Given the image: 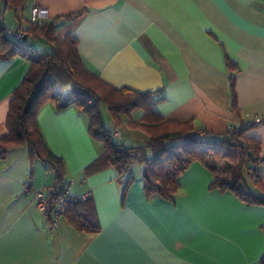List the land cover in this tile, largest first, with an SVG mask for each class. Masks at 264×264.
Masks as SVG:
<instances>
[{
    "label": "crops",
    "instance_id": "obj_1",
    "mask_svg": "<svg viewBox=\"0 0 264 264\" xmlns=\"http://www.w3.org/2000/svg\"><path fill=\"white\" fill-rule=\"evenodd\" d=\"M24 1L4 9L8 35L28 26L29 4L47 8L44 22H56L57 36L77 39L89 71L117 88L153 92L158 115L191 122L208 141L264 113V0ZM28 68L24 56L0 58V136L7 133L9 99ZM119 118L148 138L127 125L128 117ZM36 123L46 147L63 160L71 195L92 197L100 229L78 231L65 216L50 228L25 188L51 185L55 173L39 159L46 166L30 163L27 147L11 150L0 160V264H256L264 255V204L211 189L213 174L202 162L179 176L173 199L146 197L142 171L91 167L103 145L75 106L46 103ZM246 133L259 141L264 160V123ZM258 178L264 185V163Z\"/></svg>",
    "mask_w": 264,
    "mask_h": 264
},
{
    "label": "trees",
    "instance_id": "obj_2",
    "mask_svg": "<svg viewBox=\"0 0 264 264\" xmlns=\"http://www.w3.org/2000/svg\"><path fill=\"white\" fill-rule=\"evenodd\" d=\"M9 2H13L15 8L23 4V0H3V6H0V58L24 56L29 61V68L9 99L5 118L7 133L0 136V160L5 159L9 151L25 146L30 163L34 159L45 162L53 169L55 182H67L64 180L63 160L46 147L36 116L46 103L53 104L58 110L73 105L86 116L91 138L103 145V153L91 167L97 170L102 165H110L120 173H127L134 163H142L146 197L173 199L180 185L179 176L192 162L200 161L213 174L211 189L232 191L248 204H264V185L258 178L261 170L255 174L250 172L263 160L259 141L246 133L251 127L241 123L230 128L219 140L208 141L196 132L191 122L164 119L153 110V92L117 88L89 71L79 55L77 39L72 34L57 36L55 21L40 25L29 22L20 30V38H16L17 30L14 36L8 35L3 14ZM34 41L44 42L48 48L38 51L32 46ZM229 91L234 105L233 76L229 79ZM101 105L106 107L116 124L120 122L119 116L125 115L129 118L127 125L143 131L148 138L141 145L127 146L114 141L118 138L112 137V130L104 125ZM135 109L142 111L136 121L131 118ZM219 160L227 162L225 178L218 175ZM244 172L259 193L249 189ZM133 180V175L128 176L126 185ZM64 216L78 231L96 233L100 229L90 195L70 201ZM256 264H264V255Z\"/></svg>",
    "mask_w": 264,
    "mask_h": 264
},
{
    "label": "built area",
    "instance_id": "obj_3",
    "mask_svg": "<svg viewBox=\"0 0 264 264\" xmlns=\"http://www.w3.org/2000/svg\"><path fill=\"white\" fill-rule=\"evenodd\" d=\"M28 2L25 0L24 4ZM1 4V0H0ZM28 19L32 23L44 22L49 17V10L45 7H41L37 4L28 5ZM22 32L18 31L16 33V38H20ZM264 123V113L261 115H254L250 119H246L242 122L243 126L253 127L259 124ZM111 135L114 138H121V130L118 127H115L111 131ZM264 161L261 160V163L256 166L255 169H250L251 174L257 173L261 170ZM71 182L67 181L65 183L53 182L51 185L38 188V189H26V193H32L33 198L36 204L37 209L46 219L50 228H56L59 220L64 216V211L67 207V204L77 198H85L88 194L73 196L70 193Z\"/></svg>",
    "mask_w": 264,
    "mask_h": 264
},
{
    "label": "rangeland",
    "instance_id": "obj_4",
    "mask_svg": "<svg viewBox=\"0 0 264 264\" xmlns=\"http://www.w3.org/2000/svg\"><path fill=\"white\" fill-rule=\"evenodd\" d=\"M34 45L39 47V48L41 47V50H46V49H43V46H41L43 44L40 41H35ZM100 110H101V115L103 117L104 125L109 130H112L116 124V121L112 118L111 114L108 112V110L106 109V107L104 105H101ZM138 113H142V111L135 109L134 112L131 113V116L133 118H137ZM118 124H119V128L122 132V136L120 139H114L113 138L114 141L123 143L127 146L128 145H137V144L141 145L144 143V139L142 137L138 136V134L136 132H134L133 130L127 128L125 126V124H122L121 119H120V122ZM236 152L238 153V151H236ZM35 162L37 163V165H45L46 166V164H44L43 162H40L37 159L35 160ZM217 168L219 170V173H218L219 177H221V178L227 177V162H226V160H219L217 163ZM143 169H144V165L142 163H134L132 166V171L134 173L142 171ZM244 181L248 184L252 183V180L247 177L246 172H244Z\"/></svg>",
    "mask_w": 264,
    "mask_h": 264
},
{
    "label": "water",
    "instance_id": "obj_5",
    "mask_svg": "<svg viewBox=\"0 0 264 264\" xmlns=\"http://www.w3.org/2000/svg\"><path fill=\"white\" fill-rule=\"evenodd\" d=\"M24 38H26V37H24Z\"/></svg>",
    "mask_w": 264,
    "mask_h": 264
}]
</instances>
